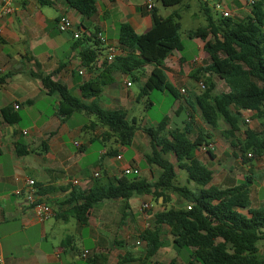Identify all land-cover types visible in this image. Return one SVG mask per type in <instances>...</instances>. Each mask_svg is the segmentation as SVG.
<instances>
[{
	"label": "crops",
	"instance_id": "1",
	"mask_svg": "<svg viewBox=\"0 0 264 264\" xmlns=\"http://www.w3.org/2000/svg\"><path fill=\"white\" fill-rule=\"evenodd\" d=\"M48 1L51 4L45 6L37 0H18L13 13L0 19V80L5 79L4 84L0 85V259L5 264H89L88 257L107 254L108 264H122L124 259L130 261L125 264H134L140 260H144L142 264H160L156 258L163 252L172 250L174 255L170 262L176 260L178 264H183L178 261L177 256H182L187 261L189 255L175 251L167 227L163 229L161 241L168 245L154 257L147 258L146 251L145 256H139L142 251L132 247L145 232L147 218L153 223L154 216L165 209L163 207L161 211L152 214L150 211L143 212V204H149L153 208L152 201L155 198L152 196L133 197L128 201L127 211V203L124 201H105L90 212L86 226L79 225L70 217H65L67 221H62L54 216L41 223L29 206L27 180L33 181L36 186L55 189L42 199L57 212L58 205L67 199L73 187L89 191L97 180L106 185L124 178L123 171L128 168L137 169L140 178L149 182L156 181L161 173L156 167L147 165L146 169L141 168L146 163L145 156L151 153L150 140L143 129L156 128L158 122L140 125L141 130L137 132L132 147H122L109 136L107 128L98 124L95 118L94 121L91 120L93 116L85 113H78L67 119L61 116L60 96L45 89L40 79L31 76V73L49 76L53 82L65 86L74 97L90 105L93 100L83 99L80 87L101 73L103 66L100 64L105 56V47L102 44L97 47L100 51L97 63L87 67L82 55L88 49H96L89 39L98 32V35L102 34L106 38L109 46L120 49V27L129 25L138 35L148 33L153 27V19L152 12L147 9V2L152 1L154 4L153 0H97L98 12L91 19L83 18L65 0ZM248 1L216 0V3L221 2L228 12L229 7L234 6L235 11H230L231 15L236 14L242 18L240 14L246 13L247 18L251 14ZM204 3L208 4V1L204 0ZM3 5V0H0V10ZM154 8L158 9L155 4ZM62 17L72 22L73 31L61 33L58 30L57 23ZM75 32H80V38H75ZM209 63L210 56L205 51V42L190 39L188 43H184L182 53L174 52L166 60L165 73L169 83L181 96L179 101H175L173 112L179 116L186 111L187 119L189 116L194 117L195 125L190 138L194 140L200 131L210 133L213 137V144L209 149L214 158L209 153L200 151L196 156L213 171V185L225 189L245 182L247 176L244 172L251 167L243 164L237 149L230 152L231 144L222 136V132L228 127L220 122L219 130L212 131L203 122L199 111L194 109L196 98L201 94L199 84L210 76L204 75L198 82L192 75ZM152 70V66H147L146 74L139 75L141 80L136 83L129 76L116 74L115 83L106 87L98 98L100 107L106 111H124L128 120L130 112L140 102L146 105V110L154 108L155 104L149 97L139 101L140 95L137 97L131 91L134 84H139L142 88ZM212 79L217 91L223 81L215 76ZM228 92L227 87L223 93ZM8 108L21 117L18 124L5 122L3 110ZM242 114L240 135L245 131L244 123L249 129L255 130L252 125L256 113L245 111ZM168 118L170 123L172 121L168 125L169 129L173 125V118ZM25 119H31L30 124L28 128H21ZM247 119L250 123L246 122ZM189 121L184 122L181 129ZM88 123L90 126H87ZM25 132L28 134L25 135ZM217 132L228 142L226 146L220 147L215 143ZM18 149L29 154L19 157ZM119 156H122V160L117 159ZM225 157H233L235 163L225 166L222 163ZM95 173H99V178L94 177ZM74 181H79V186H73ZM185 206L181 203L180 207L175 208ZM70 209L71 206L64 207L67 213ZM124 213L128 215L125 221ZM60 224L64 226L63 229ZM70 226L76 230L82 243L85 241V230H88V238L93 246L91 250H85L82 254L79 252ZM169 252L167 251L168 254ZM85 253L89 254L87 258H84Z\"/></svg>",
	"mask_w": 264,
	"mask_h": 264
},
{
	"label": "trees",
	"instance_id": "2",
	"mask_svg": "<svg viewBox=\"0 0 264 264\" xmlns=\"http://www.w3.org/2000/svg\"><path fill=\"white\" fill-rule=\"evenodd\" d=\"M41 5H50L48 0H37ZM68 6L83 18L91 19L98 12L97 0H65ZM164 7L175 8L187 0H160ZM249 5L251 14L239 21L232 18L215 20L209 8L203 7L207 25L189 33L191 40L205 42V51L210 56V63L205 68L194 71L192 77L203 81L205 91L195 102L203 122L212 131L219 130L220 122L228 129L222 136L237 149L244 165L254 159H264V0H254ZM153 27L138 35L129 25L120 27L118 42L122 55L110 65H104L101 73L80 87L83 99L93 100L90 105L74 97L62 84L55 83L51 77L42 73H31L40 79L43 87L56 92L61 98L60 115L65 118L78 113L93 116L98 124L108 129V134L115 143L131 148L138 131L141 130L136 119L128 120L124 111H106L100 107L98 98L104 89L115 83V75L129 76L136 83L139 75L146 74L147 66L153 70L141 88L139 101L148 98L151 93H167L175 101L181 99L178 91L169 83L165 73V62L174 53L184 51L181 37L180 12L164 18L159 10L152 11ZM80 31V30H79ZM90 42L95 50L88 49L83 55L87 67L95 65L98 58L97 47L101 46L98 32L92 35ZM100 70V69H99ZM223 81L228 93L215 95L216 84L212 77ZM5 79L0 80V85ZM255 112L262 129H247L240 137L243 123L242 112ZM3 118L8 124H18L21 117L11 109L3 110ZM189 123L184 129L177 127L168 130L169 118L166 117L156 128L143 129L150 140L151 153L145 156L148 166L158 168L161 173L156 181L149 182L140 177H124L106 185L96 181L89 191L73 187L67 199L58 205L55 218L67 221L65 217L76 220L81 226L89 223L90 212L105 201L121 200L126 202L125 211L129 210L128 201L135 196H152L159 202L163 200V211L154 216L152 228L143 232L140 239L148 243L147 258L154 257L168 243L161 241L163 229L167 227L172 237V246L178 254L186 252L189 260L186 264H264L260 255L259 244L264 241V207L252 209L249 190L251 180L231 188H218L213 185L214 173L196 156L202 147L209 148L213 143L210 133L200 131L193 140L190 135L195 125L194 117H188ZM96 125V123H94ZM166 133V136H165ZM18 147V146H17ZM211 158L212 151L208 150ZM17 150V156L28 155ZM116 155V152L114 153ZM251 156V157H249ZM185 172L187 183L196 185V190L177 184L178 173ZM39 195L46 196L55 189L37 186ZM176 195L182 204L181 209L166 208ZM71 206L70 211L64 207ZM191 210H188V207ZM128 215L124 213L123 221ZM107 254H95L88 257L89 264H108ZM130 262L124 259L122 264ZM170 264H178L172 260Z\"/></svg>",
	"mask_w": 264,
	"mask_h": 264
},
{
	"label": "rangeland",
	"instance_id": "3",
	"mask_svg": "<svg viewBox=\"0 0 264 264\" xmlns=\"http://www.w3.org/2000/svg\"><path fill=\"white\" fill-rule=\"evenodd\" d=\"M208 4L207 7L209 8L212 17L215 20H220L222 18V15L220 12H217L215 10V4H216V0H207ZM155 6L158 8L159 13L162 17H168L170 16L175 10H179L180 11V16L181 19L179 20V23L181 24V37H182V41L184 43H188L190 41V39L188 38L189 33L196 31L198 29H202L207 25L206 22V17L203 15L202 12V8L206 7V4L204 3V0H187L183 5L175 7V8H166L163 6L162 2L160 0H153ZM187 6H189V9H187ZM248 7V6H247ZM234 6H230L229 10L232 12L235 11ZM226 10V9H225ZM229 11V12H230ZM242 16V18H245L247 16L246 13L244 14H240ZM233 20L235 21H239L240 19H242L240 16L238 17V15L236 14H232L231 17ZM227 90L226 85L221 82L218 86L217 91L214 94H221L223 92H225ZM131 91L133 93H135L137 95V97L140 95V91H141V86L139 84H134L133 87L131 88ZM147 99V98H146ZM152 103L155 104V107L149 110H146V105L143 102H140L139 104H136L134 106V109L132 112H130V120L136 119L139 123V125H143L145 123H150V122H158V124H160L164 118L166 117H170L173 118V125L171 126V128H169L170 130L176 129L177 127L182 128L183 127V123L187 122V113L186 111H183L179 116H176V114L173 112V105L175 103V100L169 95V94H162L159 92H153L151 93V96H149L148 98ZM149 100H146L147 102H149ZM142 101V100H141ZM22 114V111H21ZM30 120L31 119H25L20 127L21 128H28L29 124H30ZM92 121H94V117L91 118ZM170 123V122H169ZM168 123V125H169ZM261 121L257 119V117H255L254 119V124L252 125V128L255 130H261ZM172 124V121L171 123ZM223 125V124H222ZM87 126H90L89 123ZM250 127H248L245 123L243 124V130L249 129ZM168 129V130H169ZM216 138H215V143L217 142L219 144L220 147L226 146V144L228 143L219 132H217L216 134ZM166 136V133H165ZM241 138H243V133L240 135ZM230 152L235 151V149L230 146ZM130 156L127 157V159H129ZM231 158V159H230ZM235 163V159L233 157H225L222 159V163L225 164V166H227L228 164H232ZM247 165H249L251 168L247 169L244 174L245 176L248 177L249 180H251V187L249 190V194L252 198V205L251 208L252 209H260L264 207V159H254L252 162H249ZM142 169H146L147 168V164L143 163L141 166ZM177 173H178V179H177V184L181 185V186H186L188 188H190L191 190H196V185L192 182L191 184L187 183V179L188 176L185 172H181L178 168H177ZM140 177V176H139ZM132 178V177H129ZM246 180V178H245ZM247 181V180H246ZM261 195V196H260ZM162 199L159 200V202H157V200H153L152 201V205L153 208L150 210V213H154L155 211H159L160 209L162 210L163 206V200L161 202ZM181 202L180 199L178 198V196L173 195L172 196V202L167 205V208H171V207H180ZM160 210V211H161ZM152 223L151 219L147 218V221L145 222V226L146 224ZM60 227H62L63 229V225L60 224ZM71 235L76 237L77 240V245H78V249L79 252L82 254L85 250H91V248H93L91 240L88 238L89 237V232L88 230H85L84 233V239L85 241L82 243L80 241L79 236L77 237V233L76 230L73 229L71 226L69 227ZM78 238V239H77ZM62 239V237H61ZM88 239V240H86ZM139 241L140 245L137 244V242ZM58 246H60L58 244ZM132 247L135 249H137L141 254H139V256H145L144 255V251H148V243L140 240H136L134 245H132ZM259 249H260V255L264 256V241H262L259 244ZM167 251H170L169 254L167 253ZM165 252H163L158 258H156L157 262L160 264H168V262H170V260L172 259L174 252L172 250H167ZM86 252V251H85ZM177 254L175 253V256ZM147 256V254H146ZM154 259V258H153ZM177 259L180 263L186 264L187 261H185L183 259L182 256H177ZM140 260V259H139ZM142 262H144V260H140V262H135L134 264H142ZM83 263V262H81Z\"/></svg>",
	"mask_w": 264,
	"mask_h": 264
},
{
	"label": "built area",
	"instance_id": "4",
	"mask_svg": "<svg viewBox=\"0 0 264 264\" xmlns=\"http://www.w3.org/2000/svg\"><path fill=\"white\" fill-rule=\"evenodd\" d=\"M17 1L18 0H3L4 5L0 10V19L4 16H7V15L13 13L14 5ZM254 3H255L254 0L248 1L249 5H253ZM147 9H148V11H152L154 9V4L152 3V1L147 2ZM215 10L217 12H220L223 18H230L231 17V13L225 10V8L221 2H217L215 4ZM57 27L61 33L70 32V31L74 30L72 22L66 17H62L58 21ZM74 36L76 39L80 38V32H75ZM98 40L105 47V56L102 59V62L100 64L101 66L104 67V65L112 64L117 57L122 55V51L120 49H117L115 47L108 45L106 38L102 34L98 35ZM199 87H200L201 93L205 91V85L203 82H201L199 84ZM183 93H185V91H183ZM15 108L19 109L18 106H16ZM246 122L250 123V120L247 119ZM24 134L27 135L28 132H25ZM76 146L78 148H80V145L77 144ZM208 150H210V149L207 147H202L200 149V152L208 153ZM249 157H251V156H249ZM117 159L122 160V156L117 157ZM123 175L125 177H129V176L138 177L140 175V173L137 169L128 168V169L123 171ZM99 176H100L99 173L94 174L95 178H99ZM79 184H80L79 181L73 182V186H75V187L79 186ZM26 185H27L28 203H29V206L31 208H33L37 220L41 223H44V222L54 218L56 211L54 210V208L52 206H50L48 203H46L42 199V197L39 195V189H37V186L34 184V182L31 180H27ZM17 194H20V192H18ZM150 210H151V206L149 204H143V207H142L143 212L150 211ZM188 210H191L190 206L188 207ZM151 228H152V223L146 224L145 231L149 230ZM138 244L140 245V243H138ZM88 255H89L88 253H85L84 258H87ZM0 264H5V262L2 259H0Z\"/></svg>",
	"mask_w": 264,
	"mask_h": 264
}]
</instances>
